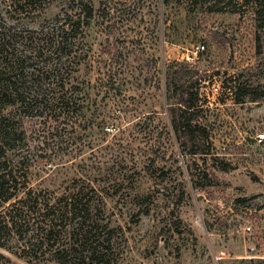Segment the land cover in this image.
Instances as JSON below:
<instances>
[{"label":"rangeland","instance_id":"374dc122","mask_svg":"<svg viewBox=\"0 0 264 264\" xmlns=\"http://www.w3.org/2000/svg\"><path fill=\"white\" fill-rule=\"evenodd\" d=\"M87 1L95 14L77 74L81 115L30 117L19 105L2 111L26 133L31 184L61 191L84 178L110 192L115 264H264L263 22L245 0L236 4L244 13L208 11L211 0ZM78 2L22 10L0 0V25L21 41ZM172 78L201 85L197 120L210 132L207 157L184 154L173 136ZM245 89L250 94L237 102ZM204 170L208 178L194 186L192 174ZM0 252V264H60Z\"/></svg>","mask_w":264,"mask_h":264},{"label":"trees","instance_id":"16d2710c","mask_svg":"<svg viewBox=\"0 0 264 264\" xmlns=\"http://www.w3.org/2000/svg\"><path fill=\"white\" fill-rule=\"evenodd\" d=\"M9 1L24 10L50 0ZM238 1L211 0L208 11L244 13V8H237ZM245 3L264 25V0ZM94 14L92 3L79 0L76 8L68 6L53 22L32 30V36H23L21 41H14L0 25V248L30 262L115 264L118 258L116 230L105 213L110 192L84 178H74L61 191L33 186L34 156L26 133L18 120L2 114L7 106L19 105L30 117L81 115L85 96L77 74L85 59V30ZM29 41L30 48H20ZM179 80L166 82L167 100L175 97V102H168L173 136L184 154L207 157L212 146L210 132L197 120L204 111L201 85ZM249 91L239 93L236 101L243 102ZM219 167L230 168L228 163ZM207 178L204 170L202 177L192 174L191 179L198 186Z\"/></svg>","mask_w":264,"mask_h":264},{"label":"built area","instance_id":"2783aa9c","mask_svg":"<svg viewBox=\"0 0 264 264\" xmlns=\"http://www.w3.org/2000/svg\"><path fill=\"white\" fill-rule=\"evenodd\" d=\"M205 47L206 46L204 44L198 45L197 48H196V50L192 51L190 54L187 55V57H186L187 61L190 62V63H193V62L197 61L198 58H199V54L201 52H203V50L205 49ZM258 136H259V140L260 141H263L264 140V133H261Z\"/></svg>","mask_w":264,"mask_h":264}]
</instances>
